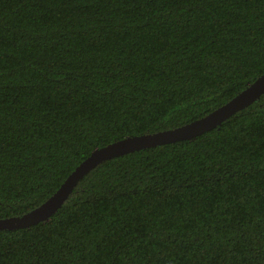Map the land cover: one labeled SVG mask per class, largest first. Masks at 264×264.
<instances>
[{
  "label": "trees",
  "instance_id": "16d2710c",
  "mask_svg": "<svg viewBox=\"0 0 264 264\" xmlns=\"http://www.w3.org/2000/svg\"><path fill=\"white\" fill-rule=\"evenodd\" d=\"M264 71V0H0V218L92 150L171 129ZM0 264H264V93L192 139L105 160Z\"/></svg>",
  "mask_w": 264,
  "mask_h": 264
},
{
  "label": "water",
  "instance_id": "95a60500",
  "mask_svg": "<svg viewBox=\"0 0 264 264\" xmlns=\"http://www.w3.org/2000/svg\"><path fill=\"white\" fill-rule=\"evenodd\" d=\"M263 93L264 71L227 102L198 119L171 129L124 137L95 148L70 172L59 187L38 206L17 217L0 218V230L28 228L38 222L47 220L65 202L77 182L97 164L135 150L192 139L218 126L235 112L247 107Z\"/></svg>",
  "mask_w": 264,
  "mask_h": 264
}]
</instances>
